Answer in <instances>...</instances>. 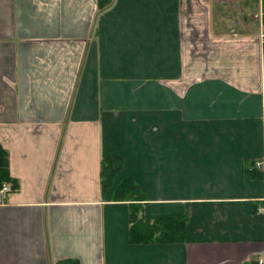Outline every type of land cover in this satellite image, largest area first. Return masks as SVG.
<instances>
[{"label":"crops","instance_id":"1","mask_svg":"<svg viewBox=\"0 0 264 264\" xmlns=\"http://www.w3.org/2000/svg\"><path fill=\"white\" fill-rule=\"evenodd\" d=\"M0 146V264H255L263 0H0ZM130 203L184 240L133 242Z\"/></svg>","mask_w":264,"mask_h":264},{"label":"trees","instance_id":"2","mask_svg":"<svg viewBox=\"0 0 264 264\" xmlns=\"http://www.w3.org/2000/svg\"><path fill=\"white\" fill-rule=\"evenodd\" d=\"M111 0H99V6L104 8ZM264 9V0H263ZM120 161L115 157H108L101 161L100 183L103 193L113 186L114 178L119 171ZM251 172V171H250ZM252 173H256L252 171ZM5 182L12 183L11 188H16L17 184L12 180L8 172L6 151L0 146V188ZM116 197L126 198L132 202L143 200L142 190L129 179L124 178L116 186ZM132 207L130 220L133 221L131 226V239L133 242H150L159 240L162 242L182 241L185 234V220L181 215H175L160 219L157 221L140 224L137 219L138 212L141 208L140 203H130ZM57 264H78L77 261L67 260L60 261Z\"/></svg>","mask_w":264,"mask_h":264},{"label":"built area","instance_id":"3","mask_svg":"<svg viewBox=\"0 0 264 264\" xmlns=\"http://www.w3.org/2000/svg\"><path fill=\"white\" fill-rule=\"evenodd\" d=\"M11 191H12L11 186L6 185V184H3V186H2L1 189H0V194H1V195H5V193H9V192H11ZM259 262H260V263H263L264 260L260 259Z\"/></svg>","mask_w":264,"mask_h":264},{"label":"bare ground","instance_id":"4","mask_svg":"<svg viewBox=\"0 0 264 264\" xmlns=\"http://www.w3.org/2000/svg\"><path fill=\"white\" fill-rule=\"evenodd\" d=\"M260 259L264 260V254H263L262 258H260ZM259 260L255 261L256 262L255 264H264V262L263 263H260Z\"/></svg>","mask_w":264,"mask_h":264}]
</instances>
